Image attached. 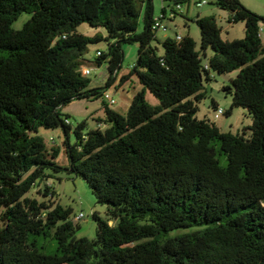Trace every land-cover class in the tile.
<instances>
[{"label": "trees", "instance_id": "trees-1", "mask_svg": "<svg viewBox=\"0 0 264 264\" xmlns=\"http://www.w3.org/2000/svg\"><path fill=\"white\" fill-rule=\"evenodd\" d=\"M190 1L162 0V14ZM154 2L0 0V264H264V17L240 0H215L230 24H245L244 39L226 41L214 16L198 17L199 50L187 35L167 38L160 54ZM23 14L31 19L15 31ZM84 24L107 36L80 34ZM102 42L107 50L87 60ZM133 44L137 61L121 75L123 46ZM104 65L108 80L91 87L83 70ZM235 72L224 115L244 108L253 118L237 134L198 118L213 74ZM119 78L120 87L133 78L143 86L125 115L104 99ZM76 100H102L96 128L72 127L62 110ZM42 129L63 131L68 168ZM62 171L108 209L106 220L93 214L94 241L76 238L71 208L27 197ZM44 192L55 197L53 187Z\"/></svg>", "mask_w": 264, "mask_h": 264}, {"label": "rangeland", "instance_id": "rangeland-1", "mask_svg": "<svg viewBox=\"0 0 264 264\" xmlns=\"http://www.w3.org/2000/svg\"><path fill=\"white\" fill-rule=\"evenodd\" d=\"M241 3L256 13L259 16L264 17V0H240ZM205 3L202 7H198L199 3ZM215 0H191L189 3L185 2L181 4L183 14L174 19L173 22L166 21V30L157 31V41L153 43L154 47H157L160 54L164 53L163 42L167 38L176 39L177 34L183 36L190 35L197 42V48L200 49L201 34L200 29L196 23L198 17L214 16L217 19L218 25L222 29V37L226 41L240 40L245 38V24L239 23L237 25L230 26L227 17L229 14L220 10L215 6ZM167 6L162 0H155V18H159L162 15L163 7ZM171 5V4H170ZM173 6V4L171 5ZM169 12V11H168ZM31 19L28 14H23L19 20L14 23L13 29L15 31L21 30L24 25ZM138 33H141L144 28L143 15L140 18ZM80 34L93 37L96 34H102L107 36V32L104 29H92L89 25L84 24L78 28ZM264 42V33L261 35ZM107 43L102 42L90 46L89 52L86 55V59L94 61L97 57L98 51H106ZM123 50L125 58L123 62V68L121 75L128 74L132 67L135 65L138 56L139 45H124ZM209 57L212 56V51L208 52ZM92 69V74L88 76L91 80V87L104 86L108 80V68L106 65L102 67L87 66ZM238 72L218 75L213 74L212 81L206 84L207 98L202 100L199 104L198 118L203 120L205 118L215 122L222 132L233 134L241 133L245 128L253 125V118L249 111L244 108H237L233 111L232 116L223 115L219 119L215 120V113L217 109L227 111L232 104V97L227 94V87H231V80L235 79ZM120 78L116 84L110 88L107 92L114 97L117 104L113 106V109L119 113L125 115L132 103L134 97L143 90V86L139 83L137 78H133L131 81L123 84L121 87ZM147 100L151 105H158V101L155 97L148 92ZM213 102L217 104V109L213 108ZM62 113L70 116V122L72 127L75 128L79 123L87 121L90 129H94L98 126V120L104 119V109L102 100H76L67 107L63 108ZM40 135L44 137L49 150L53 148H60V153L56 159V163L63 168L69 167V159L65 147V135L61 129L58 130H44L40 131ZM54 139V141L51 140ZM71 144L76 142V138L72 133L70 135ZM53 154V151H52ZM45 184L49 187H53L54 195H50L45 198L44 192ZM27 197L31 199H37L39 202H55L65 208H71L74 213L72 215V221L79 226V230L76 233L77 239H88L94 241L97 237V223L93 219V214L96 213L102 219H107V207L98 204L96 197L93 195L89 185L80 177H76L67 171H62L54 175L47 183H42L31 191ZM80 214H84L85 218L76 221L75 217ZM111 224H114L111 223ZM56 242L49 239L47 241L46 253L54 254L56 252Z\"/></svg>", "mask_w": 264, "mask_h": 264}, {"label": "built area", "instance_id": "built-area-1", "mask_svg": "<svg viewBox=\"0 0 264 264\" xmlns=\"http://www.w3.org/2000/svg\"><path fill=\"white\" fill-rule=\"evenodd\" d=\"M204 4H206V2L205 3L201 2V3L198 4V7H202ZM179 14H183L182 7L180 5L175 7L174 10H169V12H167L166 15L162 14L159 18H157L155 20V24L153 26V29L156 30V31L166 30L167 26H166L165 22L169 21V20L176 19L179 16ZM262 33H264V27L260 30V35H262ZM176 38H177L178 41H180L182 39V36L181 35H177ZM99 55H100V52L97 53V56H99ZM83 74L85 76H90L92 74V69L85 68L83 70ZM104 99L106 100V102L108 104H110L112 106L117 104V102L114 99V97L111 96L108 92L105 93ZM224 114H225V112L222 109H217V111L215 113V116H214L215 120L219 119ZM51 140L54 141L53 138H51ZM84 218H85L84 214H80L79 216L75 217L76 221H80V220H82Z\"/></svg>", "mask_w": 264, "mask_h": 264}, {"label": "crops", "instance_id": "crops-1", "mask_svg": "<svg viewBox=\"0 0 264 264\" xmlns=\"http://www.w3.org/2000/svg\"><path fill=\"white\" fill-rule=\"evenodd\" d=\"M227 19L229 20V16L227 17ZM174 20H169L168 22H173ZM229 22V21H228ZM230 24V23H229ZM234 24H230V26H233ZM179 35V34H178ZM181 35V34H180ZM183 36V35H181Z\"/></svg>", "mask_w": 264, "mask_h": 264}]
</instances>
